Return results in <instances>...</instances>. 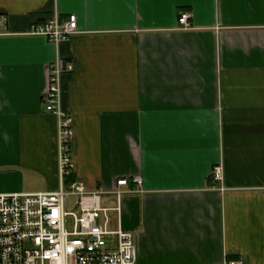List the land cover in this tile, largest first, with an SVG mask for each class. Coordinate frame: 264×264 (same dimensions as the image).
Instances as JSON below:
<instances>
[{
  "label": "crops",
  "instance_id": "0c3cea01",
  "mask_svg": "<svg viewBox=\"0 0 264 264\" xmlns=\"http://www.w3.org/2000/svg\"><path fill=\"white\" fill-rule=\"evenodd\" d=\"M55 14L78 33L29 34ZM58 58L75 67L61 81L73 179L107 208L118 180H142L109 213L137 264H264V0H0V194L59 186L43 106Z\"/></svg>",
  "mask_w": 264,
  "mask_h": 264
},
{
  "label": "built area",
  "instance_id": "2783aa9c",
  "mask_svg": "<svg viewBox=\"0 0 264 264\" xmlns=\"http://www.w3.org/2000/svg\"><path fill=\"white\" fill-rule=\"evenodd\" d=\"M191 19V12H181L179 29L190 30ZM77 33V17L58 14L29 31L56 46ZM74 69L72 62L58 58L49 68L43 98L45 112L58 120L59 186L49 192L0 194V264H137L134 233L111 229L109 213L120 209L125 196L143 192L141 178L117 181L116 208L104 207V191H89L73 179V120L62 107L61 81ZM212 181L222 183V166L214 168ZM224 264L247 263L232 259Z\"/></svg>",
  "mask_w": 264,
  "mask_h": 264
}]
</instances>
